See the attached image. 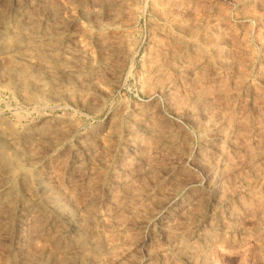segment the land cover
Wrapping results in <instances>:
<instances>
[{
  "label": "rangeland",
  "instance_id": "374dc122",
  "mask_svg": "<svg viewBox=\"0 0 264 264\" xmlns=\"http://www.w3.org/2000/svg\"><path fill=\"white\" fill-rule=\"evenodd\" d=\"M0 128V264H264V0H0Z\"/></svg>",
  "mask_w": 264,
  "mask_h": 264
},
{
  "label": "bare ground",
  "instance_id": "6f19581e",
  "mask_svg": "<svg viewBox=\"0 0 264 264\" xmlns=\"http://www.w3.org/2000/svg\"><path fill=\"white\" fill-rule=\"evenodd\" d=\"M27 43H28V42H27ZM18 56H19V55H18ZM21 57H22V56H20V59H21ZM24 58H25V57H24ZM24 58H22V59H24ZM28 58H30V57H28ZM28 58H27V59H28ZM17 59H18V58H17ZM25 59H26V58H25ZM28 60H30V59H28ZM66 67H67V66H66ZM76 67H77V66H76ZM76 67H75V68H76ZM64 68H65V67H64ZM67 68H68V67H67ZM71 68H73V65H72ZM71 70H74V69H71ZM75 70H76V69H75ZM0 129H1V128H0ZM60 207H61V206H60ZM68 216H69V215H68ZM70 218H71V217H70ZM66 219H67V216H66ZM71 221H72V220H71Z\"/></svg>",
  "mask_w": 264,
  "mask_h": 264
}]
</instances>
